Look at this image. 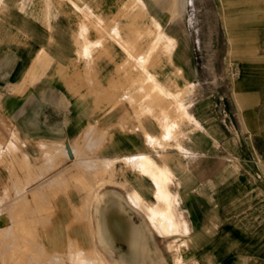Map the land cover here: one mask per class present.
Returning <instances> with one entry per match:
<instances>
[{
    "label": "rangeland",
    "instance_id": "374dc122",
    "mask_svg": "<svg viewBox=\"0 0 264 264\" xmlns=\"http://www.w3.org/2000/svg\"><path fill=\"white\" fill-rule=\"evenodd\" d=\"M0 1V213L9 220L0 264H123L92 215L113 166L81 164L97 161L89 133H33L56 119L24 116L38 90L59 93L60 79L64 123L77 125L71 84L81 77L107 78L113 101L99 108L128 111L115 120L152 139L150 151L171 152L170 168L163 156L125 164L161 191L174 182L181 190L155 195L154 223L165 228L154 232L166 243L143 246L142 264H264V0H192L179 29L191 21L197 38L189 28L191 64L181 67L175 39L157 37L177 25L148 17L144 0ZM64 32L80 48L66 63Z\"/></svg>",
    "mask_w": 264,
    "mask_h": 264
},
{
    "label": "crops",
    "instance_id": "0c3cea01",
    "mask_svg": "<svg viewBox=\"0 0 264 264\" xmlns=\"http://www.w3.org/2000/svg\"><path fill=\"white\" fill-rule=\"evenodd\" d=\"M191 1L188 0L187 11L191 5ZM143 4L147 16L153 17L152 19L156 23H159L161 17L164 16L173 19L177 26L167 31L160 29L157 37L175 39V65L181 67L186 62L191 64V60L187 58V54L190 48L188 29L190 28L192 30V22L189 21L188 24V21L184 20L189 28L179 29V18L176 8L177 0H144ZM167 10L170 13H167ZM184 21L182 22L184 23ZM192 31L195 34L194 39H196L197 30ZM58 38L59 62L64 61L66 63L69 55L72 53L76 54L80 48L76 45H71V36L67 32H64ZM4 58L9 59L8 56ZM0 59H3V55L0 56ZM74 64L77 69L86 67L82 61H75ZM106 72L108 73V69ZM62 85L66 86V81L59 79V93L57 95H49V90L46 88L40 91L38 90L34 94L35 97H32L25 106L24 116L26 117L46 118L47 123L53 118L57 121L55 125H40L37 127V131L33 130V126L31 132L45 135L57 134L59 136L72 133L76 138L80 134H90L89 147L91 151L94 148L97 149V161L95 164L93 160L91 162L82 161L81 164L85 166H96L100 164L106 165L107 168L113 166L115 170V175L113 174L111 178L112 185H109L105 190V200L101 201L98 199L95 211L92 212V215L96 217L100 239L104 245L116 250L117 255L115 257L118 259L115 260L121 261L123 264H142L138 256L143 246H160L166 243L162 240L163 238L161 236H158L154 232L156 229L161 230L165 228L161 224L155 225L154 223L157 219L156 216H158L155 210V195L158 196L160 193H163L165 197H170L175 194H180L181 190L179 189V184L177 186V182H174L171 186L164 189V191H161V188H158L150 178L141 177L136 168L127 167L125 164L126 162L133 163L137 158L146 157L151 161V166H153V158L163 156L165 157V165L167 164L166 166L170 168L169 159L166 158H168L171 152L150 151L149 144L153 143L152 139H146L139 130L134 132L130 131V128L119 124L115 120L117 117H130L127 115L129 113L128 111L127 113L125 112L115 116L114 111L108 107L106 110L99 108L98 101H105L106 103L113 101V89L109 88L110 83L107 78L81 77L80 79L76 78L74 80L71 86L73 87L75 101L81 102V108L80 111L76 109L72 115L78 124L72 126V128L67 127L64 122L69 115L66 114L65 102H63L62 95H60V87ZM101 87H105L106 94L99 92ZM104 95L105 97H103ZM10 101L7 99V103H12ZM12 105L13 103L9 104V107L11 108ZM153 133L155 134L156 131ZM67 142L68 140L64 139L65 145ZM75 144L72 155L78 158L76 152L78 145L77 143ZM68 147L71 149L69 144ZM199 147L202 149L201 151L207 148V146L204 149L203 146ZM56 153L68 157L69 151L67 146H60ZM54 157L55 154L49 156L50 163ZM121 169H126L125 173L118 175L116 172ZM155 172H158V170H155ZM177 180L179 183L180 180L178 178ZM16 192H19V189H16ZM10 204L13 203L11 202ZM4 223H9L7 214L3 215V213H0V229L3 228L2 225ZM167 224L166 228H170V221ZM129 247H134V249L131 250ZM129 252L133 254L131 255ZM146 261H149V259L146 258L144 263H147Z\"/></svg>",
    "mask_w": 264,
    "mask_h": 264
},
{
    "label": "bare ground",
    "instance_id": "6f19581e",
    "mask_svg": "<svg viewBox=\"0 0 264 264\" xmlns=\"http://www.w3.org/2000/svg\"><path fill=\"white\" fill-rule=\"evenodd\" d=\"M176 6H177L176 8H177L178 18L184 19L185 15L187 13L188 0H177ZM172 18H173V16H172ZM188 24H189V21H188ZM94 167H95V165H94Z\"/></svg>",
    "mask_w": 264,
    "mask_h": 264
}]
</instances>
